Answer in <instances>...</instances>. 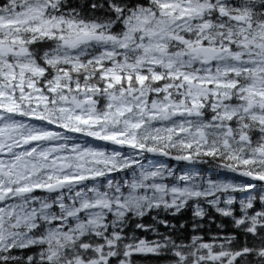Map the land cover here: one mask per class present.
<instances>
[{
    "label": "snow or ice",
    "instance_id": "snow-or-ice-1",
    "mask_svg": "<svg viewBox=\"0 0 264 264\" xmlns=\"http://www.w3.org/2000/svg\"><path fill=\"white\" fill-rule=\"evenodd\" d=\"M0 264H264V0H0Z\"/></svg>",
    "mask_w": 264,
    "mask_h": 264
},
{
    "label": "flooded vegetation",
    "instance_id": "flooded-vegetation-1",
    "mask_svg": "<svg viewBox=\"0 0 264 264\" xmlns=\"http://www.w3.org/2000/svg\"><path fill=\"white\" fill-rule=\"evenodd\" d=\"M191 204V202H189ZM189 212V213H188ZM171 219V222L174 224L179 225L181 221L184 222L186 229L188 232H191L190 225L193 222V216H192V208L186 207L185 209L181 210L180 213H177L175 217H169ZM215 223L208 220L207 216L204 218H196V222L203 225L202 234L204 235L205 239H208L209 233H215L217 231V223H226L225 220L221 221L219 218H214Z\"/></svg>",
    "mask_w": 264,
    "mask_h": 264
},
{
    "label": "trees",
    "instance_id": "trees-1",
    "mask_svg": "<svg viewBox=\"0 0 264 264\" xmlns=\"http://www.w3.org/2000/svg\"><path fill=\"white\" fill-rule=\"evenodd\" d=\"M189 213V212H188ZM225 225L227 224V223H224Z\"/></svg>",
    "mask_w": 264,
    "mask_h": 264
}]
</instances>
